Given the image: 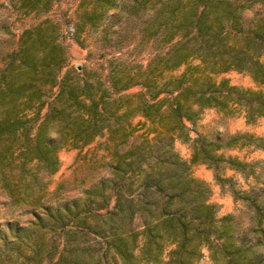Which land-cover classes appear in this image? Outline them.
Instances as JSON below:
<instances>
[{"label": "trees", "instance_id": "16d2710c", "mask_svg": "<svg viewBox=\"0 0 264 264\" xmlns=\"http://www.w3.org/2000/svg\"><path fill=\"white\" fill-rule=\"evenodd\" d=\"M247 1L264 6V0H136L131 13H141L144 36L165 50L146 69L120 67L105 80L71 68L61 75L67 51L49 20L22 31L0 65V188L39 206L38 174L58 169L60 148H81L107 134L115 159L111 177L87 189L83 205L45 207L23 230L0 237V264H196L203 247L213 264L263 263L253 249L264 246L260 195L248 197L256 241L247 246L237 241L239 216L217 218L208 185L192 175L194 163L217 172L222 146L199 140L189 161L174 149L175 139L187 135L185 121L206 107L242 110L248 122L264 116V91L213 78L235 69L264 84V15L245 26ZM131 87L139 90L125 94ZM136 115L145 119L139 127L130 121ZM138 129L140 141L119 152L117 145ZM225 162L234 170L249 166L231 156Z\"/></svg>", "mask_w": 264, "mask_h": 264}, {"label": "rangeland", "instance_id": "374dc122", "mask_svg": "<svg viewBox=\"0 0 264 264\" xmlns=\"http://www.w3.org/2000/svg\"><path fill=\"white\" fill-rule=\"evenodd\" d=\"M135 1L0 0V65L5 56L16 49L24 29L49 20L55 24L67 51L68 64L62 69L61 75L66 68H71L75 74L86 73V76L105 80L120 67H125L127 71L144 70L155 53L165 50V45L158 39L144 36V23L140 24L141 13H131ZM153 13L146 19H150ZM91 14L95 16L89 19ZM263 15L262 3L245 2L241 13L245 26L253 25ZM184 67L174 70L172 74H179ZM213 78L216 81L225 78L230 85L238 88L264 91V84L255 82L246 71L232 69ZM138 90L139 87H131L124 93H135ZM144 120L136 115L130 121L133 126L139 127L137 124ZM185 124L186 137H178L174 141L175 151L184 160L189 161L194 146L199 145V140H205L207 143L220 144L222 148L217 154H222L225 160L231 156L249 165L242 167V170H234L228 168L224 160L219 163L216 172L205 163H194L191 172L208 185V201L215 205L217 218L230 214L239 216L243 223L237 241L253 246L256 236L249 228L256 222V216L250 206L252 198L248 197L260 195V200L264 201V116L248 122L242 110L226 114L215 107H206L197 118L185 121ZM143 131L138 129L127 142L118 144L119 152L138 143ZM107 137V134L99 136L81 148L65 146L58 150V169L52 174H38L39 187L43 186L42 190L34 192L42 195L39 206L31 205V199V204L29 200L18 201L0 188V237H10L15 231L23 230L35 219V215L43 213L45 207L55 209L66 205H83L85 191L111 177V164L115 159L111 155L114 144H107ZM37 185L34 182L32 187L37 189ZM113 203L114 199L111 198L109 206ZM252 215L254 219L248 220ZM253 249L260 261H263L259 264H264V246H253ZM162 259H167L166 253ZM196 264H213L206 247H203L202 256Z\"/></svg>", "mask_w": 264, "mask_h": 264}]
</instances>
